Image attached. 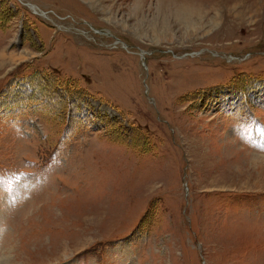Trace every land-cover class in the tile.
<instances>
[{
    "label": "rangeland",
    "instance_id": "rangeland-1",
    "mask_svg": "<svg viewBox=\"0 0 264 264\" xmlns=\"http://www.w3.org/2000/svg\"><path fill=\"white\" fill-rule=\"evenodd\" d=\"M251 80L264 0H0V264H264Z\"/></svg>",
    "mask_w": 264,
    "mask_h": 264
},
{
    "label": "trees",
    "instance_id": "trees-1",
    "mask_svg": "<svg viewBox=\"0 0 264 264\" xmlns=\"http://www.w3.org/2000/svg\"><path fill=\"white\" fill-rule=\"evenodd\" d=\"M261 84H264V83H262V81H258V80H251L249 84H245L243 86L242 85L231 84L230 88H232L236 92L237 91L240 92V94H245L246 91H251V90L258 89ZM20 85L15 87L14 96H15V98L18 97L16 100H20V99H22L24 97H29L28 99H30V96L28 95V91H23V88ZM23 87H26V86H23ZM3 94L6 95L7 92H4ZM3 94H2V96H3Z\"/></svg>",
    "mask_w": 264,
    "mask_h": 264
}]
</instances>
